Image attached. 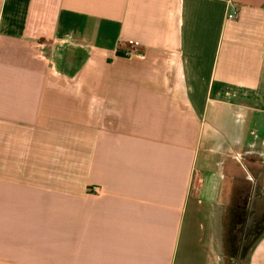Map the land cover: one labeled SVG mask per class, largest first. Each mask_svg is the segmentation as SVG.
Returning a JSON list of instances; mask_svg holds the SVG:
<instances>
[{
  "label": "crops",
  "instance_id": "1",
  "mask_svg": "<svg viewBox=\"0 0 264 264\" xmlns=\"http://www.w3.org/2000/svg\"><path fill=\"white\" fill-rule=\"evenodd\" d=\"M247 181L264 0H0V264H226Z\"/></svg>",
  "mask_w": 264,
  "mask_h": 264
},
{
  "label": "flooded vegetation",
  "instance_id": "2",
  "mask_svg": "<svg viewBox=\"0 0 264 264\" xmlns=\"http://www.w3.org/2000/svg\"><path fill=\"white\" fill-rule=\"evenodd\" d=\"M247 197L242 199V204L239 212H235L233 226L230 229V240L233 244L234 254H242L244 250H247L251 245L250 239L253 237L254 233L258 234L264 229V226L260 229L261 222L256 219V210H252L251 197H253L252 191H249ZM254 193V191H253ZM255 240V239H254ZM250 243L249 247L246 249L247 245ZM237 248H241L240 250Z\"/></svg>",
  "mask_w": 264,
  "mask_h": 264
},
{
  "label": "rangeland",
  "instance_id": "3",
  "mask_svg": "<svg viewBox=\"0 0 264 264\" xmlns=\"http://www.w3.org/2000/svg\"><path fill=\"white\" fill-rule=\"evenodd\" d=\"M251 158V157H250ZM258 160H260V158H258ZM249 163V161H248ZM256 165L258 166H261L262 164L260 162H256L255 163ZM260 188H261V184L259 185ZM252 189V181H247V187H246V191H251ZM262 189V188H261ZM234 195V194H233ZM233 198L231 199L232 200V210L230 209L229 210V207L230 205H228V203L225 205V209L226 211L223 213V218H224V222L227 224V227L225 229V235H224V239H225V254H226V264H229L228 261H230L231 264H237V258L236 256L233 254L234 252V248H233V244L231 243V240H230V236H229V233H230V229L233 226V222H234V210L236 212H239L240 208H241V204H242V199L243 197H239L238 196H232ZM223 200H226V197H223L222 198ZM231 208V207H230ZM234 209V210H233ZM230 212V213H229Z\"/></svg>",
  "mask_w": 264,
  "mask_h": 264
},
{
  "label": "water",
  "instance_id": "4",
  "mask_svg": "<svg viewBox=\"0 0 264 264\" xmlns=\"http://www.w3.org/2000/svg\"><path fill=\"white\" fill-rule=\"evenodd\" d=\"M252 210H256V219L261 222L260 229L264 226V202L257 203L256 200L253 201ZM258 236V232L254 233L253 237L250 239V243L254 241V239ZM250 243L247 245L246 249L249 247Z\"/></svg>",
  "mask_w": 264,
  "mask_h": 264
},
{
  "label": "built area",
  "instance_id": "5",
  "mask_svg": "<svg viewBox=\"0 0 264 264\" xmlns=\"http://www.w3.org/2000/svg\"><path fill=\"white\" fill-rule=\"evenodd\" d=\"M237 14H238V12L234 11L233 13L228 14L227 17L230 18V19H234V18H236ZM130 45H131L132 48H131V51H130L129 55H138L140 57L143 56L142 54L136 52V47L139 46L138 43H130ZM97 189L98 188H96V190Z\"/></svg>",
  "mask_w": 264,
  "mask_h": 264
}]
</instances>
